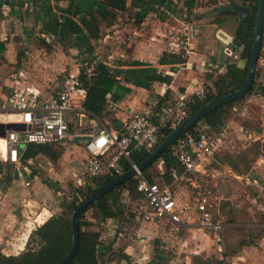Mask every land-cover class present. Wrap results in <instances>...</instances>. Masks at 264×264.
<instances>
[{
	"label": "crops",
	"instance_id": "1",
	"mask_svg": "<svg viewBox=\"0 0 264 264\" xmlns=\"http://www.w3.org/2000/svg\"><path fill=\"white\" fill-rule=\"evenodd\" d=\"M69 1L0 0L1 97L11 86H17L50 98L65 76L79 74L83 66L80 59L87 57L91 63L107 64L117 84L106 94L109 114L103 120L90 116L82 107L84 100L74 97L72 110L67 114L70 126L78 122L81 127H90L99 119L109 128H120L131 114L154 113L178 92L190 97L200 87L212 90L216 76L226 71L229 60L219 63L221 44L215 38L217 29H225L212 22V18L179 17L177 12L184 15L185 12L173 6L176 0H127L112 25H101L97 40L80 35L71 44H63L57 35L58 22ZM73 1L82 13L106 3V0ZM185 20L197 25L194 50L188 58L177 54L172 45ZM257 67L264 68L263 55ZM153 73L167 76L169 82L149 80ZM259 85L246 97L240 111L235 107L234 115L216 132V152L200 168L199 176L208 186L200 183L199 189H191L173 182L174 178L171 181L179 204L198 190L209 193L213 219L222 225L218 236L194 223V215L186 223L173 225L167 219L142 220L141 210L127 205L126 220L120 222L111 218L98 220L88 210L85 218L90 228L100 233L105 251L111 247L103 264H264V76ZM237 114L242 121L239 125L234 124ZM18 120V114H0L2 125ZM247 122L255 127H244ZM230 128L238 134L233 143L224 140ZM59 144L63 146L62 155L72 157L70 170L86 162L88 153L83 143L67 139ZM19 155L17 162L0 159L15 166V172L6 179L0 163V251L5 255L21 252L30 231L60 211L59 204L51 203L54 198L51 183H35L36 175L29 172L30 178L23 179L27 162L22 163L21 151ZM225 155L242 170L234 169ZM50 162L56 163L49 160L47 168L51 167ZM227 179L244 186L239 197H245L249 204L227 196L214 205L218 197L213 188ZM28 188H32V193L27 195ZM42 199L43 206L35 208ZM119 200L124 202L120 196ZM228 229H243L245 235L234 240L227 234ZM111 252L113 255L109 257Z\"/></svg>",
	"mask_w": 264,
	"mask_h": 264
},
{
	"label": "built area",
	"instance_id": "2",
	"mask_svg": "<svg viewBox=\"0 0 264 264\" xmlns=\"http://www.w3.org/2000/svg\"><path fill=\"white\" fill-rule=\"evenodd\" d=\"M194 37L192 23L183 21L172 42L177 54L188 58L194 50ZM215 38L223 46L225 59H240L243 45L236 46L232 34L219 28L215 31ZM260 51L264 57V18ZM92 69L93 63L86 68L84 74L90 76ZM262 76L263 67L259 69L256 80L258 84ZM194 95L203 100L206 90L203 87L197 88ZM85 96L86 88L78 75L65 76L59 88L47 99L36 92L11 86L7 94L0 96V114H18L19 120L16 123L24 125V129L6 130L4 136L0 135L6 147L4 160L17 162L20 151L28 144L55 145L67 139L72 140L74 136L87 135L90 136V141L83 143L88 153L85 163L86 177L120 175L124 172L120 163L122 158L129 159L134 150L151 153L156 148L160 128L169 125L173 129L184 120L185 105L189 98L178 92L175 98L164 102L154 113L131 114L120 128H109L99 119H95L90 127H81L78 122L72 127L67 117L73 107L72 100L74 97L84 100ZM244 133L250 136L247 130H244ZM217 142V133L203 121H198L193 126V132H185L179 136L171 146L170 154L177 160L182 171L171 169L173 182L183 183L191 189H199L200 168L203 167L204 161L214 156ZM132 167L136 168V165L132 164ZM152 168L156 174L154 182H149L139 172L135 176L138 179L137 191L143 200L140 218L146 221L167 219L171 224L178 225L186 223V219L194 215V223L218 236L222 225L213 219L209 193L198 190L192 198L188 196L179 204L172 184H166L163 180L166 173L164 159L157 158ZM78 183L83 185L85 181L78 180Z\"/></svg>",
	"mask_w": 264,
	"mask_h": 264
},
{
	"label": "trees",
	"instance_id": "3",
	"mask_svg": "<svg viewBox=\"0 0 264 264\" xmlns=\"http://www.w3.org/2000/svg\"><path fill=\"white\" fill-rule=\"evenodd\" d=\"M127 0H106L105 5H98L88 9L86 13H82L79 5L71 0L67 7L60 15L58 22V39L63 44H71L76 37L84 35L89 39L97 40L101 34V25H112L118 12L125 9ZM218 0H176L173 3L175 8L184 10L185 14L193 18H201L198 16L197 10L203 7H209ZM233 2L240 6L246 7L249 15L246 18H237V24L233 31V42L236 46L243 45V51L240 54V59L247 64L250 55L253 31L256 17V10L259 0H225ZM211 8V7H210ZM213 9L216 7H212ZM220 13L212 17V22L222 25L224 20ZM262 57L260 51L258 60ZM258 63V61H257ZM91 62L81 66L78 77L86 88V96L82 103L83 109L90 115L95 116L101 120L108 117L109 112L106 108V94L110 92L117 84L115 74L110 67L102 61L93 62V69L90 76L84 74L86 68ZM247 74L246 66L240 68L236 62L226 61V71L223 74L216 76L213 81V89H206V97L200 100L197 96L191 95L185 105V117H188L209 101L233 92L238 89L245 81ZM259 76V68L256 66L254 79L248 92L235 101L225 103L205 115L199 122H206L210 125L214 132L222 129L225 123L234 115V108L240 106L256 88L257 77ZM149 80H159L169 82L167 76L159 74H150ZM257 85V86H256ZM244 127L254 128L255 125L244 123ZM172 128L165 125L160 128V135L156 147L163 141V139L171 132ZM193 132V127L187 130V133ZM169 147L165 150L160 157L165 161L166 173L163 175V180L166 184H170L173 176L171 174L172 168H177L182 171L181 166L177 160L170 154ZM21 161L23 164L26 161L41 154L47 157L50 161L56 162L60 157V152L57 151L52 145L46 144H28L21 151ZM150 153L142 150H134L130 153L129 159L122 158L120 163L123 171L131 168L132 164L141 163ZM225 158H230L225 155ZM231 166L236 170L239 168L238 163L229 161ZM8 167V166H7ZM6 167L4 178L8 179L10 172ZM142 176L149 182L156 180V174L153 171L152 165L146 167L142 172ZM116 175H104L99 177L87 178L85 184L80 185L74 192L67 198L60 202V211L48 217L42 224L35 227L28 234L24 249L18 254L5 255L0 251V264H54L70 251L72 247L73 233L71 228V215L77 206L88 197L96 188L106 183ZM200 183L203 184L202 176H198ZM138 179L133 177L100 197L97 201L93 202L85 211L80 215L78 221L79 227V245L76 255L68 264H103L106 253L109 252L111 247H106L104 253L96 252L98 244H101L100 233L90 228V223L85 219V213L88 210L92 211V216L98 220H106L111 218L115 221L126 220L125 205L119 200L120 192L127 191L131 195L140 197L137 191ZM173 187V186H172ZM131 215H129L130 217ZM233 221L234 219L231 218ZM249 244V243H247ZM113 252L109 254V257Z\"/></svg>",
	"mask_w": 264,
	"mask_h": 264
},
{
	"label": "water",
	"instance_id": "4",
	"mask_svg": "<svg viewBox=\"0 0 264 264\" xmlns=\"http://www.w3.org/2000/svg\"><path fill=\"white\" fill-rule=\"evenodd\" d=\"M220 13H233L238 15L240 18H246L249 15V11L246 7L240 6L233 2H227L223 5L217 6L214 9L209 8L200 11L198 12V16L201 18H212L219 15ZM263 18H264V0H259L256 10L253 39H252V45H251L248 62L247 64L243 60H239L237 62V66L240 68H244L246 66L247 74L243 84L233 92L219 96L209 101L201 108H199L197 111L186 117L175 128L171 130V132L163 139V141L141 163L136 165V168L132 167L129 170L121 173L120 175L115 176L114 178L110 179L106 183L96 188L88 197L82 200L81 203L77 206V208L73 211L71 215V228L73 233L72 247L66 256H64L62 259H60L54 264H68L76 255L79 245L78 221L81 213L85 211L93 202L97 201L100 197H102L103 195H105L106 193H108L118 185H120L122 182L135 177L137 172L141 173L146 167L152 165L165 150H167L169 147L173 145V143L179 136L187 132L189 128L193 127L210 111L225 103L240 99L248 92L254 79L257 61L260 53ZM218 61L219 63H224L225 61L222 45L220 46ZM114 124H116V122ZM0 127H1V131H0L1 136L5 135L6 130L24 129V125L17 123H11L7 125L0 124ZM73 140L75 143H81V144L87 143L90 141V136L87 135L74 136ZM20 148H22V146ZM96 252L104 253L105 252L104 246L102 244H98L96 248Z\"/></svg>",
	"mask_w": 264,
	"mask_h": 264
},
{
	"label": "rangeland",
	"instance_id": "5",
	"mask_svg": "<svg viewBox=\"0 0 264 264\" xmlns=\"http://www.w3.org/2000/svg\"><path fill=\"white\" fill-rule=\"evenodd\" d=\"M225 3H226L225 0H219L212 5H209V7L199 8L197 12L209 9L210 7L211 8L217 7ZM176 15H178L179 17H184V19L190 16V15H187V14L184 15L178 12L176 13ZM221 15L223 17L224 22L220 26H222V28H224L229 34H233L234 28L237 24V18L234 15L229 14V13H222ZM192 24H193V21H192ZM193 26H194L195 33H197V25L194 24ZM237 59L238 57H236L234 61ZM89 61L90 59H88L87 57L81 58L80 65H85ZM242 106H243V103L240 104V106L236 107L238 109L237 111H240L239 109ZM234 122H235L234 124H237V125H239L242 122L238 114L235 116ZM234 131H235L234 128L227 129L224 140L231 141V143H233V141H236V137L238 134L235 133L236 131L235 132ZM53 147L57 151L62 152L61 157H60L61 159H59L55 164L50 162V164L52 165L51 167L47 168V166H49V159L45 156L38 155L34 157L33 159H31L30 161H26L27 168L23 170L22 174H23V179L30 178L28 172L36 175V179L34 180L35 183H41V184L42 183L44 184L45 182L51 183L53 194H54V198L53 200H51V203L60 204L62 200L67 199L74 192V190L80 186L78 183V180L87 181V177H86L87 175L85 173V163L86 162L84 164H80L79 166L75 167L73 170H70L69 165L71 164L72 157L68 158L67 156L64 157L62 155L63 146L61 144L54 145ZM0 163L4 170H6V167L8 166L9 168L7 167L8 168L7 170L10 173L15 172L14 165H10L8 164V162H4V161ZM203 186H208V184L204 182ZM243 188L244 186H242L241 183H239L238 181H234L232 179L230 180L227 179V182H225L224 184L221 182L218 183V185L213 188L214 195L218 197L217 200H214V205L217 206L219 201H223L222 199H224L227 196L233 197L232 199L235 201L243 200L245 205L249 204V202L246 200L245 197H239V195H241L240 193H242ZM25 192L27 195L32 193V188H28ZM120 198L121 200H124V202L122 203H124V205H127L129 208H132V209L138 208L141 210V208L143 207V200L140 197H136L135 195H130L128 193L127 194L121 193ZM40 206H43V199L40 200L39 203H36L34 207L38 208ZM227 234L232 239L235 240L239 238L240 236L245 235V230L228 229Z\"/></svg>",
	"mask_w": 264,
	"mask_h": 264
},
{
	"label": "bare ground",
	"instance_id": "6",
	"mask_svg": "<svg viewBox=\"0 0 264 264\" xmlns=\"http://www.w3.org/2000/svg\"><path fill=\"white\" fill-rule=\"evenodd\" d=\"M0 157L2 159L6 158V147H5V143L1 138H0Z\"/></svg>",
	"mask_w": 264,
	"mask_h": 264
}]
</instances>
